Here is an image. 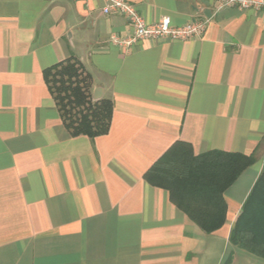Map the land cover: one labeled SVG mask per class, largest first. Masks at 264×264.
Wrapping results in <instances>:
<instances>
[{"label":"crops","instance_id":"obj_1","mask_svg":"<svg viewBox=\"0 0 264 264\" xmlns=\"http://www.w3.org/2000/svg\"><path fill=\"white\" fill-rule=\"evenodd\" d=\"M147 22L207 20L189 40L124 49L125 15L104 0H0V264H264L232 228L264 169V14L217 0H129ZM79 60L108 133L72 135L44 70ZM254 157L205 231L145 179L175 144Z\"/></svg>","mask_w":264,"mask_h":264},{"label":"trees","instance_id":"obj_2","mask_svg":"<svg viewBox=\"0 0 264 264\" xmlns=\"http://www.w3.org/2000/svg\"><path fill=\"white\" fill-rule=\"evenodd\" d=\"M50 91L72 135L96 137L109 132L114 103L93 100L92 76L69 58L44 70ZM254 161L251 155L223 150L195 154L191 144L177 141L146 172L145 179L165 188L171 200L211 233L226 222V189ZM234 245L264 257V169L246 199L230 235ZM231 257L225 264H229Z\"/></svg>","mask_w":264,"mask_h":264},{"label":"built area","instance_id":"obj_3","mask_svg":"<svg viewBox=\"0 0 264 264\" xmlns=\"http://www.w3.org/2000/svg\"><path fill=\"white\" fill-rule=\"evenodd\" d=\"M218 8L236 7L241 10L252 9L264 14V0H217ZM104 14L119 13L126 16L131 26V33L126 36L111 35V42L124 49H129L141 40L179 39L189 40L202 37L208 26L207 20L195 19L183 26L172 25L170 19L149 23L129 0H104Z\"/></svg>","mask_w":264,"mask_h":264}]
</instances>
